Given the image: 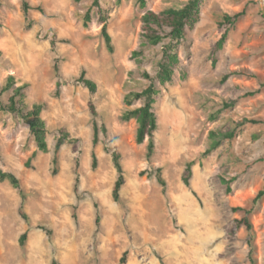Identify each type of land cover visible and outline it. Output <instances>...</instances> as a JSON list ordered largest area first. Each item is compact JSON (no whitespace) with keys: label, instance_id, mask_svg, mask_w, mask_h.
<instances>
[{"label":"rangeland","instance_id":"rangeland-1","mask_svg":"<svg viewBox=\"0 0 264 264\" xmlns=\"http://www.w3.org/2000/svg\"><path fill=\"white\" fill-rule=\"evenodd\" d=\"M185 1L99 0L110 52L93 0H27L28 17L22 0H0V86L13 75L17 85L26 84L29 104L44 103L47 141L40 150L23 119L0 108V169L19 178L28 217L19 215L18 190L0 179V264H264V194L253 200L264 189V0L202 1L179 46L180 66L156 97L150 158L148 139L135 141L137 122L123 118L140 105H127L125 95L148 85L141 72L154 73L159 59L150 47L133 55L141 16ZM239 10L245 13L213 63L216 23ZM86 12L91 19L84 26ZM83 69L94 92L77 82ZM212 141L219 144L206 152ZM113 152L124 180L118 201ZM237 206L249 210L250 246L235 224Z\"/></svg>","mask_w":264,"mask_h":264},{"label":"trees","instance_id":"trees-1","mask_svg":"<svg viewBox=\"0 0 264 264\" xmlns=\"http://www.w3.org/2000/svg\"><path fill=\"white\" fill-rule=\"evenodd\" d=\"M203 0H186L183 5L174 7L169 6L160 11L146 10L141 16L140 24V43L138 48L133 51L135 57H142L145 55V48L150 47L153 50L158 51L159 59L156 64V70L154 73H150L147 70L141 72V76L148 81V85L140 91H130L125 95V102L127 105H132L135 101H140V105L134 108L127 109L123 118L134 119L137 122V130L135 135L136 143H142L145 139H148L146 146V157L150 158L154 151V132L158 127V117L155 111L156 97L160 92V86L171 82L175 70L180 66L181 59L179 56V46L184 40L187 29L190 28L194 22L197 21L200 13V5ZM93 5L97 7L100 16L99 22L101 23V34L110 52L113 51L111 44V37L107 31V19L104 14L99 0H93ZM22 9L25 15H29L31 6L27 0H22ZM37 10L43 11L41 6L36 7ZM244 10L236 11L232 14H224L220 20L217 21L216 26L219 31V37L214 42L211 50V58L213 63L216 62L217 54L225 45L229 31L237 21L244 15ZM91 16L89 12H86L83 25L87 26ZM55 71L58 72V60L55 59L54 64ZM77 82L83 84L90 92L96 90V83L94 80L86 76L85 70H81L77 78ZM26 84L17 85L13 75L7 76L5 82L0 86V108L3 111L10 112L12 114H18L25 124L28 126L31 135L33 136L37 147L40 150L47 149L46 141V125L41 117V112L44 107V103L29 104L25 97ZM8 93L6 99H3V95ZM89 112L92 117L96 115V109L94 104L88 102ZM98 126L93 122V144L97 141ZM231 132L222 134L221 137H231ZM63 138L59 137L54 146L53 163L56 160V153L62 144ZM218 141H212L206 152L217 147ZM114 166L117 171L116 179L113 186L112 196L115 201L119 200V191L124 183L123 172L120 163V155L117 152L112 154ZM92 164L96 165V155L92 152ZM156 179L163 186L164 181L161 178L160 168L157 167ZM191 162L185 165L182 172V181L186 186H189L191 178ZM0 179L8 180L13 187H15L21 200L19 203V215L22 219L28 222L27 215L22 211L23 203L25 199V193L22 188L19 178L9 171H3L0 169ZM227 191H230V187L227 186ZM264 194V189L259 190L254 197V201L258 200ZM233 211L239 212L240 217L235 218V224L237 227H243L248 235V244L252 245L254 239V231L251 221L249 220L247 213L249 210L243 206H237L232 208ZM99 221V213L96 210V224ZM43 228V226H39ZM46 230V229H44ZM28 228L22 233L20 237V243L26 239ZM50 236L51 232L47 231ZM123 258H121L122 260ZM53 264H58L55 260Z\"/></svg>","mask_w":264,"mask_h":264},{"label":"water","instance_id":"water-1","mask_svg":"<svg viewBox=\"0 0 264 264\" xmlns=\"http://www.w3.org/2000/svg\"><path fill=\"white\" fill-rule=\"evenodd\" d=\"M261 13L264 16V4L261 5Z\"/></svg>","mask_w":264,"mask_h":264}]
</instances>
